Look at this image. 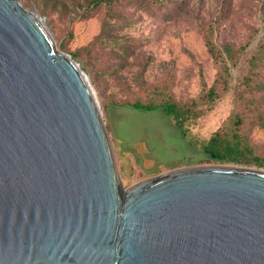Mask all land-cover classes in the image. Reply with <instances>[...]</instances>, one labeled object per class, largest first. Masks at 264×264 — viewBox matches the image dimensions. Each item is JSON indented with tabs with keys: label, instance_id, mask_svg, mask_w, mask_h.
<instances>
[{
	"label": "water",
	"instance_id": "1",
	"mask_svg": "<svg viewBox=\"0 0 264 264\" xmlns=\"http://www.w3.org/2000/svg\"><path fill=\"white\" fill-rule=\"evenodd\" d=\"M0 264H264V171L201 165L123 189L88 80L0 0Z\"/></svg>",
	"mask_w": 264,
	"mask_h": 264
},
{
	"label": "rangeland",
	"instance_id": "2",
	"mask_svg": "<svg viewBox=\"0 0 264 264\" xmlns=\"http://www.w3.org/2000/svg\"><path fill=\"white\" fill-rule=\"evenodd\" d=\"M92 1L18 0L40 19L58 51L86 63L84 68L71 58L95 94L123 189L173 170L228 165L206 163L201 145L228 123L248 61L264 44V0H118L117 19L110 22L115 43L101 44L94 39L109 9ZM207 37L218 49L226 42L240 50L234 63L225 62V85ZM120 44L128 47L124 63ZM140 82L166 85V94L179 103H199L201 113L186 124L185 137L163 112L126 105L140 94ZM211 88L216 98L206 103ZM240 134L244 146L264 161V129L245 125Z\"/></svg>",
	"mask_w": 264,
	"mask_h": 264
},
{
	"label": "trees",
	"instance_id": "3",
	"mask_svg": "<svg viewBox=\"0 0 264 264\" xmlns=\"http://www.w3.org/2000/svg\"><path fill=\"white\" fill-rule=\"evenodd\" d=\"M118 0H93L92 5L103 3L109 9L108 19L103 21L100 33L95 37L97 43L112 42L110 22L117 19L118 13L114 6ZM111 40V41H109ZM205 45L211 58L220 63L219 82L225 85L228 79L226 61L234 63L237 60L239 49L229 43H223L218 49L209 37ZM119 52L122 62L128 58V47L120 44ZM71 58L77 60L85 68L86 63L80 61L79 55L72 54ZM91 81L94 77L91 72ZM95 75L97 73H94ZM140 94L126 105L133 110L141 112L161 111L173 120L174 126L182 137L186 136V124L197 118L201 109L194 100L179 103L166 94L167 86L161 84L137 85ZM226 86H224L225 88ZM205 102L210 103L216 98L214 88L205 95ZM258 126L264 129V44L249 59L246 74L241 79L239 90L234 97V113L226 125L221 126L209 139L202 143L201 148L207 156L206 163L228 164L239 166L264 167V161L259 156H254L252 150L244 146L240 134L245 126Z\"/></svg>",
	"mask_w": 264,
	"mask_h": 264
}]
</instances>
